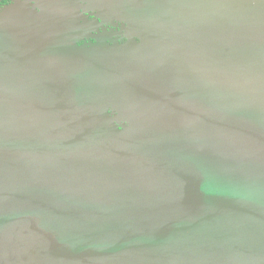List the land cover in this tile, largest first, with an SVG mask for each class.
Here are the masks:
<instances>
[{"label": "water", "instance_id": "95a60500", "mask_svg": "<svg viewBox=\"0 0 264 264\" xmlns=\"http://www.w3.org/2000/svg\"><path fill=\"white\" fill-rule=\"evenodd\" d=\"M86 6L0 14V264H264V0Z\"/></svg>", "mask_w": 264, "mask_h": 264}, {"label": "flooded vegetation", "instance_id": "af4514ba", "mask_svg": "<svg viewBox=\"0 0 264 264\" xmlns=\"http://www.w3.org/2000/svg\"><path fill=\"white\" fill-rule=\"evenodd\" d=\"M70 4L74 6V11H69ZM87 8L86 0H0V14L11 10L10 16H14L16 19L22 18L26 23L33 24L36 21L35 19L38 18L47 19L46 22L55 19L74 18L73 23L77 25L79 29H87L86 24L90 23L92 36H98V34L99 36L103 35V30L105 29L106 31L104 32L110 33V36L114 35L112 37L103 35L108 46H112L110 41L115 39L121 40L122 37L118 34L121 32L120 24L116 22V25H113L112 22L103 23L96 12L87 11ZM63 23L67 24L65 22ZM47 25L50 24L47 23ZM122 41H125V39L123 38ZM84 43L94 44L95 39H83L82 41H78L76 46L81 47ZM116 126L117 129H121L119 125Z\"/></svg>", "mask_w": 264, "mask_h": 264}, {"label": "rangeland", "instance_id": "374dc122", "mask_svg": "<svg viewBox=\"0 0 264 264\" xmlns=\"http://www.w3.org/2000/svg\"><path fill=\"white\" fill-rule=\"evenodd\" d=\"M75 22H76V20H75ZM92 29H93V28H92ZM88 30H89L88 33L90 34V36H92V34H91L92 30L89 29V28H88ZM104 31H106V29L103 30V35H105V36H107V37H112V36H114V35L110 36V33H108V32L106 33V32H104ZM111 34H112V33H111ZM118 34H119V36H121V35H120L121 32L118 33ZM103 35L99 36V34H98V36H93V37H95V38H101V39L103 38V39H104L105 37H104ZM89 39H91V38H88V40H89Z\"/></svg>", "mask_w": 264, "mask_h": 264}]
</instances>
